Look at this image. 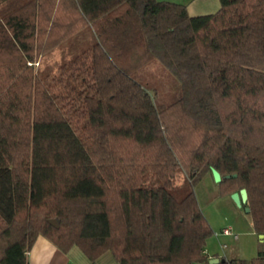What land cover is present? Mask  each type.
Here are the masks:
<instances>
[{"label":"trees","instance_id":"obj_1","mask_svg":"<svg viewBox=\"0 0 264 264\" xmlns=\"http://www.w3.org/2000/svg\"><path fill=\"white\" fill-rule=\"evenodd\" d=\"M219 1L191 15L169 0H0V264H29L39 234L91 260L210 264L194 186L211 167L231 175L221 189L246 188L264 234V0ZM48 23L65 31L45 39ZM88 24L91 44L35 67ZM154 61L169 101L144 73ZM218 257L264 264V249Z\"/></svg>","mask_w":264,"mask_h":264},{"label":"rangeland","instance_id":"obj_2","mask_svg":"<svg viewBox=\"0 0 264 264\" xmlns=\"http://www.w3.org/2000/svg\"><path fill=\"white\" fill-rule=\"evenodd\" d=\"M169 1L185 4L191 15L212 13L220 6L219 0ZM60 17L67 23V17L62 15ZM48 25L50 24H47L45 36H43L45 39H52L65 31L63 26L49 28ZM94 39L91 26L89 24L83 26L74 33L67 34L60 42L40 55L35 61V67L55 71L60 63L91 44ZM144 73L153 85L152 87L156 88L159 100L169 101L176 88L175 81L169 72L159 62L154 61L146 66ZM218 183L207 172L194 186L198 204L212 230L206 238L204 248L210 254L219 253L228 257L238 256L249 260L257 254L258 250L264 249V235L255 230L251 214L245 211L243 206H237L231 197L232 193L221 189ZM223 227H230L237 234V238L230 234L221 235L220 230ZM223 244H225L224 248Z\"/></svg>","mask_w":264,"mask_h":264},{"label":"crops","instance_id":"obj_3","mask_svg":"<svg viewBox=\"0 0 264 264\" xmlns=\"http://www.w3.org/2000/svg\"><path fill=\"white\" fill-rule=\"evenodd\" d=\"M222 234L223 233H221V235ZM38 236L45 237L41 234ZM37 237L28 250V252L31 253L32 261L35 262V264H118L114 255L110 251H105L95 260H91L77 245H72L67 251H63L47 237H45L46 239L39 240ZM52 245H55L54 249ZM208 255L210 257L221 256L219 253L210 254L209 252Z\"/></svg>","mask_w":264,"mask_h":264},{"label":"water","instance_id":"obj_4","mask_svg":"<svg viewBox=\"0 0 264 264\" xmlns=\"http://www.w3.org/2000/svg\"><path fill=\"white\" fill-rule=\"evenodd\" d=\"M211 174L212 177L215 181H219L222 178H228L231 175L230 174H226V175H221L220 172L215 168V167H211ZM232 176H236L235 173L232 174ZM247 190L245 187L240 188L238 191H234L231 194V197L233 199V201L236 203L237 206L241 207L243 206L246 202H247ZM245 211H249V207L246 205L244 206ZM52 225H54L55 227L58 226V223L55 219H49L48 220ZM262 235V234H261ZM219 260H223L222 258L219 257H211L208 260V263L213 264L218 262ZM192 264H205L204 262H193Z\"/></svg>","mask_w":264,"mask_h":264},{"label":"built area","instance_id":"obj_5","mask_svg":"<svg viewBox=\"0 0 264 264\" xmlns=\"http://www.w3.org/2000/svg\"><path fill=\"white\" fill-rule=\"evenodd\" d=\"M220 231H221L222 233H224V234H230V235H232L234 238H237V234L234 233L230 227H223ZM224 246H225V244H223V247H224Z\"/></svg>","mask_w":264,"mask_h":264},{"label":"clouds","instance_id":"obj_6","mask_svg":"<svg viewBox=\"0 0 264 264\" xmlns=\"http://www.w3.org/2000/svg\"><path fill=\"white\" fill-rule=\"evenodd\" d=\"M37 239H46L45 237H42V236H38ZM50 243V242H49ZM53 249L55 248V245H52ZM25 255L28 257L29 259V264H35V262L32 261V258H31V253L30 252H27L25 253Z\"/></svg>","mask_w":264,"mask_h":264}]
</instances>
